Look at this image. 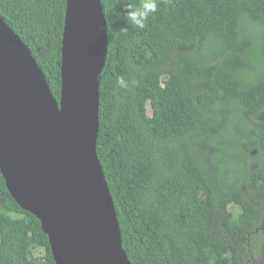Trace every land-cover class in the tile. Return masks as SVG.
I'll return each instance as SVG.
<instances>
[{
    "label": "trees",
    "instance_id": "trees-1",
    "mask_svg": "<svg viewBox=\"0 0 264 264\" xmlns=\"http://www.w3.org/2000/svg\"><path fill=\"white\" fill-rule=\"evenodd\" d=\"M129 2L102 0L97 152L131 263L264 264V72L237 32L241 14L264 24V0H159L143 28L126 22ZM66 7L0 0L58 100ZM0 264H56L1 170Z\"/></svg>",
    "mask_w": 264,
    "mask_h": 264
},
{
    "label": "water",
    "instance_id": "water-1",
    "mask_svg": "<svg viewBox=\"0 0 264 264\" xmlns=\"http://www.w3.org/2000/svg\"><path fill=\"white\" fill-rule=\"evenodd\" d=\"M108 46L102 0H67L58 100L0 15V170L56 264H132L97 152Z\"/></svg>",
    "mask_w": 264,
    "mask_h": 264
},
{
    "label": "clouds",
    "instance_id": "clouds-1",
    "mask_svg": "<svg viewBox=\"0 0 264 264\" xmlns=\"http://www.w3.org/2000/svg\"><path fill=\"white\" fill-rule=\"evenodd\" d=\"M159 0H139V3L129 2L124 7L126 22L132 26L143 28L146 21L158 11ZM237 32L249 41L248 61L257 72H264V24L252 21L247 14H241L238 19ZM253 78V73L240 74V81L246 84ZM121 86L126 82L121 78Z\"/></svg>",
    "mask_w": 264,
    "mask_h": 264
},
{
    "label": "rangeland",
    "instance_id": "rangeland-1",
    "mask_svg": "<svg viewBox=\"0 0 264 264\" xmlns=\"http://www.w3.org/2000/svg\"><path fill=\"white\" fill-rule=\"evenodd\" d=\"M149 113L151 114V111L149 110ZM35 253L39 255L41 253V250H36Z\"/></svg>",
    "mask_w": 264,
    "mask_h": 264
}]
</instances>
